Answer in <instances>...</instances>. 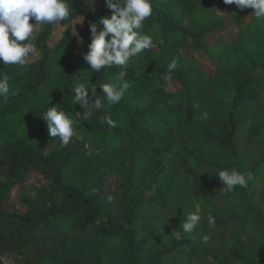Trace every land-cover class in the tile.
I'll list each match as a JSON object with an SVG mask.
<instances>
[{
	"label": "trees",
	"instance_id": "1",
	"mask_svg": "<svg viewBox=\"0 0 264 264\" xmlns=\"http://www.w3.org/2000/svg\"><path fill=\"white\" fill-rule=\"evenodd\" d=\"M94 1L69 0L71 19L46 24L34 39L39 58L21 71L18 65L0 69L10 84L26 82V94L42 95L32 111L41 134L47 131L46 110L60 106L80 122L84 136L48 156L28 137L0 144V264L9 254L24 264H264V209L254 203L259 185L264 190V18L255 15L256 29L247 31L242 17L255 9L241 10L224 0H151L143 32L153 38V47L124 66L95 72L84 59L90 25L101 30V18H110L112 10L106 4L94 11ZM220 7L241 34L212 48L206 37L225 25ZM79 17L86 26L76 40L70 24ZM59 25L67 30L52 45ZM188 41L217 63L213 76L195 57L182 54ZM173 60L177 67L168 74ZM121 74L129 88L118 105L108 106L116 126L101 123L103 110H93L83 121L76 113L84 109L72 103L75 88L95 84L105 100L100 85L117 82ZM51 80L55 85L49 88ZM168 80L181 88L168 89ZM18 106L16 99L0 118L13 115ZM204 111L207 119L201 118ZM211 142L233 158L225 169L252 174L246 188L222 191L219 177H206L209 167L222 168L209 159ZM151 161L155 172L149 182ZM32 173L46 183L35 197L23 195L24 214L6 213L12 190ZM110 178L115 188L105 193ZM147 183L158 192L144 201ZM57 195L63 196L61 204ZM195 203L203 219L192 233H184L183 222ZM209 214L214 225L207 222ZM218 241L225 249L215 248Z\"/></svg>",
	"mask_w": 264,
	"mask_h": 264
},
{
	"label": "clouds",
	"instance_id": "2",
	"mask_svg": "<svg viewBox=\"0 0 264 264\" xmlns=\"http://www.w3.org/2000/svg\"><path fill=\"white\" fill-rule=\"evenodd\" d=\"M106 2L112 10V15L110 18H101L100 24L103 26L101 30H98L94 23L90 25L92 38L89 50L84 56L85 61L95 72L112 66H124L133 57L153 47V38L143 32L144 22L152 14L151 0ZM224 3L235 4L241 10L255 9V15L264 18V0H224ZM71 15L69 0H0V62L6 66L25 65L38 53L31 40L40 26L69 20ZM176 67L177 61L173 60L168 66V74ZM9 82L8 75H0V97L7 98L9 95ZM99 88L105 100L100 98L101 94H97L95 84L90 87L81 84L75 88L72 103L74 105L78 103L84 109L82 113L76 114L83 121H87L93 110H103L101 123L115 127L116 122L109 113L108 106L121 102L129 83L124 74H121L117 82L105 83ZM201 118H208L207 111L201 114ZM42 119L46 122L48 134L59 138L63 145H68L73 138L84 140V136L78 131L80 122L74 120L60 106L49 107ZM215 175L224 185L222 191H232L237 186L246 188L248 182L253 179L250 172L244 173L235 169H217ZM108 199L111 200L112 197L109 196ZM194 209L183 222L184 233H192L203 219L201 205L195 203ZM207 222L209 225L215 224L211 214L207 216ZM172 235L177 239L182 238L176 230ZM203 239L206 241L208 237L204 236Z\"/></svg>",
	"mask_w": 264,
	"mask_h": 264
},
{
	"label": "rangeland",
	"instance_id": "3",
	"mask_svg": "<svg viewBox=\"0 0 264 264\" xmlns=\"http://www.w3.org/2000/svg\"><path fill=\"white\" fill-rule=\"evenodd\" d=\"M106 0H96L92 3V9L94 11H100L104 5H106ZM218 15L225 19L224 28L215 30L211 32L206 37V42L212 48L218 46L223 39L230 41L236 39L241 34V29L238 26L228 20V13L224 7H220L218 9ZM243 24L246 27L247 31H254L255 27V12H249L243 15ZM86 19L84 17H79L77 20L72 21L70 24V29L73 35V38L76 40H80L83 35V31L86 26ZM188 24V22H187ZM45 25H41L40 28L36 31L34 38L31 40V43L34 44V39H36ZM67 28V27H66ZM65 27L56 26L54 33L49 41L50 44L56 45L57 42L62 38V30H67ZM182 54L189 58L195 57L201 64V67L207 72V75L213 76L215 73V69L217 67V63L210 58L208 53H206L203 49H196L195 45L191 42H186L183 47ZM40 54L37 53L36 56L31 57L28 62L21 66H19L20 71L25 69V67L30 66L34 61L39 58ZM60 64V56L55 58L54 67L55 71ZM2 62H0V69L5 67ZM13 66V65H11ZM10 66V67H11ZM12 79L10 78V82ZM9 82V95L7 98L0 97V115L5 111L6 108L12 106L17 99L19 103V109L17 112L13 113V115H7L3 118H0V144H3L6 141H15L16 137H28L30 144L35 147L38 151H41L45 155H50L56 150H60L62 143L59 141V138L51 137L48 134V130L41 134L39 131V124L35 121L34 115L32 113L35 106L41 100V96H34L27 93V83L21 82L19 84H10ZM55 85V80H51L48 83V87L51 88ZM168 89L174 90L179 89L181 86L174 81H167ZM63 109V108H62ZM64 110V109H63ZM249 114H252L250 112ZM248 114V115H249ZM71 116V115H70ZM73 119L75 116H71ZM247 129V128H246ZM244 129L242 135L238 138L240 142H244L247 139V131ZM206 151L209 156V159L215 161L218 164L222 165V168L211 166L207 169L206 177L208 179L218 177L216 176V170H223L225 167L231 166L233 163V158L228 152H223L216 147L212 142L207 143ZM155 162V161H154ZM154 162L151 161L150 165V173L146 178L149 182H151V172H155ZM231 170V169H230ZM209 173V174H207ZM211 174V175H210ZM46 183L44 177L38 173H32L27 181L21 182L18 186L12 190L11 195L9 197L8 202L4 205V211L9 214H24L27 211V207L23 203V195L27 194L30 197L36 196V189L40 188ZM263 183V182H262ZM143 187L142 197L144 201H148L149 198L156 195L158 192L157 186L153 185V187L148 186ZM150 185V183H149ZM262 184L256 189V197L254 199V203L264 209V190H260ZM115 188V180L114 178H110L107 181L106 187L104 188L105 193L113 192ZM57 203L61 204L63 202V196L57 195L56 197ZM214 246L217 249H225L223 245L218 242H214ZM3 264H24V261L17 256V254H9L3 259Z\"/></svg>",
	"mask_w": 264,
	"mask_h": 264
}]
</instances>
